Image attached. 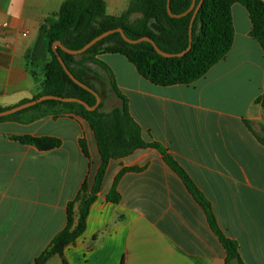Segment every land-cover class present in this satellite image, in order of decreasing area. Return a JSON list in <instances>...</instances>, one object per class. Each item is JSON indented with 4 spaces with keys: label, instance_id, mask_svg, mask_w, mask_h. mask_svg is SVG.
Masks as SVG:
<instances>
[{
    "label": "crops",
    "instance_id": "1",
    "mask_svg": "<svg viewBox=\"0 0 264 264\" xmlns=\"http://www.w3.org/2000/svg\"><path fill=\"white\" fill-rule=\"evenodd\" d=\"M65 1L0 0L1 107L43 92L49 20ZM105 1L108 14L120 16L131 0ZM232 15L230 52L192 85L158 86L122 55L98 59L115 78L117 106L127 100L142 137L164 146L205 195L223 234L238 242L240 263L264 264V50L248 9L235 4ZM23 136L61 145L41 149ZM101 161L94 131L79 117L0 122V264H34L66 228L69 202ZM136 167L119 180L121 201H109L116 177ZM65 257L70 264H227L207 212L154 149L110 161L86 230ZM47 264L63 261L56 255Z\"/></svg>",
    "mask_w": 264,
    "mask_h": 264
},
{
    "label": "trees",
    "instance_id": "2",
    "mask_svg": "<svg viewBox=\"0 0 264 264\" xmlns=\"http://www.w3.org/2000/svg\"><path fill=\"white\" fill-rule=\"evenodd\" d=\"M201 1L197 0L196 7L200 5ZM192 4L193 0H171L172 13L182 15L191 8ZM235 4H241L248 9L253 25L251 34L264 50V0H204L193 23L192 36L190 35V26L196 8L187 15L172 17L168 12V0H131L127 11L120 16H111L107 12L105 0H66L59 11L58 18L49 20L47 53L50 55V61L45 69L46 80L43 92L33 100L44 95H55L78 98L90 106H94L97 103L96 96L69 77L60 63L53 45L59 41L68 49L80 50L104 32L119 28L123 29L126 36L132 40L149 37L161 50L167 53H181L190 44L192 47L182 57L167 58L160 55L153 44L148 41L131 44L125 41L120 33H114L92 46L82 55L68 54L59 47L57 52L63 58L70 72L79 81L98 93L99 91L93 83V79H99L93 68L95 65L103 67L110 73L113 92L120 96L111 70L98 59V56L102 54L126 57L136 66L142 77L158 86L192 85L204 77L230 52L235 37L232 15V7ZM84 11L91 13L92 20L85 30L74 33V30L83 26L87 20V14H82ZM135 13H140L141 17L132 21L131 17ZM80 14H82L81 21L76 27L75 24ZM123 101L122 107H115L110 112H104L102 111L103 101L95 111H89L79 103L48 100L0 118V122L29 123L47 115H53L54 118L66 115L79 117L85 120L94 131L102 157V164L96 177L91 183L86 180L77 197L69 202L66 228L53 239L50 246L35 260L34 264H47L56 255L62 258L63 264H70L64 256V250L67 246L74 244L84 233L91 204L97 199L101 190L110 161L122 159L131 155L136 149L147 147L159 149L167 165L184 181L197 202L207 212L211 229L219 237L227 251V264H231L233 259L239 258L238 242L223 234L211 203L164 146L158 142H146L142 137L141 128L129 113L127 100ZM10 108L12 107L0 106V112ZM33 112L39 113L37 118L27 117ZM17 139L24 144L34 145L41 149L47 148V146L57 148L61 145V140L50 137L23 136ZM81 145L84 154L89 156L85 142L82 141ZM140 170L139 167L123 169L116 177L107 199L119 203L121 201V195L117 190L119 180L128 171ZM77 204H79V218L76 221Z\"/></svg>",
    "mask_w": 264,
    "mask_h": 264
},
{
    "label": "water",
    "instance_id": "3",
    "mask_svg": "<svg viewBox=\"0 0 264 264\" xmlns=\"http://www.w3.org/2000/svg\"><path fill=\"white\" fill-rule=\"evenodd\" d=\"M204 0L201 1L200 5L203 3ZM196 3H197V0H193V4L191 6V8L184 14L182 15H175L172 13V10H171V0H168V12L169 14L172 16V17H181V16H184V15H187L189 14L190 12H192L195 8V12H194V15H193V18H192V21H191V26H190V35L192 36V28H193V23L195 21V18H196V15L198 13V10L200 8V5L198 7H196ZM82 14H87V20L85 21V23L83 24V26H81L79 29H76L74 30V33H79L80 31H83L85 30L88 25L90 24L91 20H92V15L91 13L87 12V11H84L82 12ZM79 16L75 26L78 27V25L80 24V21H81V15ZM114 33H120L122 35V37L124 38L125 41H127L128 43H131V44H138L140 42H143V41H148L150 43L153 44L155 50L162 56L164 57H167V58H173V57H182L184 56L192 47V45L190 44V46L183 52L181 53H177V54H173V53H167L163 50H161L157 44L152 40L150 39L149 37H144V38H140V39H137V40H132L130 38H128L126 36V34L124 33L123 29L119 28V29H115V30H110V31H107V32H104L103 34L97 36L96 38H94L92 41H90L88 44H86L82 49L80 50H71V49H68L67 47H65L61 42H55V44L53 45V49L55 50V52L57 53L58 55V59L60 61V63L62 64L64 70L66 71V73L69 75V77L76 83L78 84L79 86H81L82 88H84L85 90L91 92L92 94H94L97 98V103L94 105V106H90L88 103H86L85 101L81 100V99H78V98H71V97H68V98H65V97H59V96H55V95H44V96H41L39 97L38 99H35V100H31V101H28V102H25L23 104H20L18 106H15V107H12L10 109H7V110H4V111H1L0 112V118L2 117H6V116H9V115H12V114H15V113H18L22 110H25L27 108H30L32 106H35L39 103H42L44 101H48V100H56V101H60V102H64V103H79V104H82L84 105L87 110L89 111H95L99 105L101 104L102 102V96L97 92L95 91L93 88H91L90 86L82 83L81 81H79L71 72L70 70L68 69V67L66 66L63 58L58 54L57 52V48H61L63 51H65L66 53L68 54H71V55H74V56H79V55H82L84 54L85 52H87L92 46H94L95 44H97L98 42H100L101 40L105 39L106 37H108L109 35H112ZM191 42H192V38H191ZM231 264H241L240 263V259L239 258H235L231 261Z\"/></svg>",
    "mask_w": 264,
    "mask_h": 264
},
{
    "label": "rangeland",
    "instance_id": "4",
    "mask_svg": "<svg viewBox=\"0 0 264 264\" xmlns=\"http://www.w3.org/2000/svg\"><path fill=\"white\" fill-rule=\"evenodd\" d=\"M110 4H111V1L109 2ZM130 3H131V1H130ZM135 14H138V13H135ZM134 14V15H135ZM140 14V13H139ZM133 15V16H134ZM133 16L131 17V20L132 21H135V19L133 18ZM137 20V19H136ZM94 71L98 74V76H99V79L98 78H95V79H93V83L95 84V86L97 87V90L99 91V93H100V95L102 96V98L103 97H105V101L104 102H102L103 103V108H102V111H104V112H110L113 108H115V107H122L121 105L120 106H117L118 105V100H116V98L114 97V94H113V92H112V88H113V83H112V78H111V76H110V73L106 70V69H104L103 67H101V66H97V65H95L94 67ZM101 78V79H100ZM106 86V87H105ZM109 96V98H107L106 99V97H108ZM38 112H33L32 114H30V115H27V117H29V118H37V116H38ZM47 116H51V117H54L53 115H47ZM47 116H45V117H47ZM41 118V117H40ZM39 118V119H40ZM43 118V117H42ZM146 140V139H145ZM146 142H153V141H151V140H146ZM99 148V147H98ZM165 148V147H164ZM43 149H52V148H49L48 146H47V148H43ZM139 149H154V150H157L158 152H159V149H157V148H152V147H147V148H139ZM139 149H136L135 151H137V150H139ZM166 149V148H165ZM167 150V149H166ZM134 151V152H135ZM100 152V151H99ZM134 152H132V153H134ZM160 153V152H159ZM101 155V154H100ZM125 158V157H124ZM101 159H102V157H101ZM112 161V160H111ZM101 164H102V161H101ZM101 166V165H100ZM100 168V167H99ZM108 169V168H107ZM98 171H99V169H98ZM98 171H97V174H98ZM106 172H107V170H106ZM106 175V174H105ZM103 185V184H102ZM101 189H102V187H101ZM101 191V190H100ZM100 193V192H99ZM99 193H98V195H99ZM98 195H97V197H98ZM96 201V200H95ZM94 201V202H95ZM93 202V203H94ZM92 203V204H93ZM92 204H91V206H92ZM78 208H79V204H77L76 205V209H75V212H76V216H75V220L77 221L78 220V216H79V210H78ZM91 208V207H90ZM90 212V211H89ZM89 215V214H88ZM87 219H88V217H87ZM86 227H87V221H86ZM86 230V229H85ZM82 236V235H81ZM80 236V237H81ZM79 239V238H78ZM77 239V240H78ZM76 240V241H77ZM76 243V242H75ZM66 249V248H65ZM64 256H65V250H64ZM66 258V257H65ZM69 262V261H68Z\"/></svg>",
    "mask_w": 264,
    "mask_h": 264
}]
</instances>
